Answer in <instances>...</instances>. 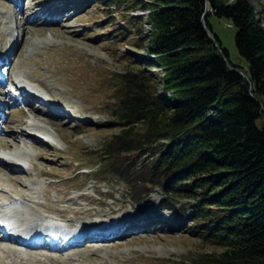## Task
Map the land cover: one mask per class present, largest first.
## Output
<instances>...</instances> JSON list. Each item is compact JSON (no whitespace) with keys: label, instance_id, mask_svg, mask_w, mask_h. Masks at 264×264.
<instances>
[{"label":"trees","instance_id":"obj_1","mask_svg":"<svg viewBox=\"0 0 264 264\" xmlns=\"http://www.w3.org/2000/svg\"><path fill=\"white\" fill-rule=\"evenodd\" d=\"M103 2L147 12L151 56L116 75L111 113L120 130L103 142L98 170L127 181L140 202L159 187L164 196L142 205L145 211L168 209L180 219L189 206L182 229L222 246L171 264H264V26L251 1ZM211 14L238 28L235 44L247 67L230 59ZM143 23L136 14L127 26L140 34ZM149 149L150 163L137 167Z\"/></svg>","mask_w":264,"mask_h":264},{"label":"rangeland","instance_id":"obj_2","mask_svg":"<svg viewBox=\"0 0 264 264\" xmlns=\"http://www.w3.org/2000/svg\"><path fill=\"white\" fill-rule=\"evenodd\" d=\"M42 1L0 0V8L4 10L14 8L12 13L18 8L23 10L26 14L23 15V18L26 17L24 22L28 23L31 22V18H27V16L34 14L36 5ZM46 1L49 0L42 2L45 7H55L60 2V0ZM62 1L66 3H63L65 6L69 7V10L66 11L68 16L80 17L75 21L73 19L68 22L69 26L66 27L61 26L62 20L60 18L46 22L48 25H52L50 28H53L54 34L35 28L26 31L20 38L17 37L14 46L17 45L18 47H15L12 51L10 49V58L3 70L5 75L2 85H0V95L3 96L5 95L3 93H8L7 90L13 83V75L17 71L31 74L33 70L31 67H33L32 65L35 66L36 63V68H40V71H45L50 75V77L41 76V80L49 79V82L45 81L48 86L51 83L58 84V80L52 76L54 73L50 71L51 69L57 70L55 69L57 67L60 73H57L56 77L64 74L66 80L70 83L58 84L55 87L57 91L59 89L63 92V96L68 101L73 103V107L67 108L68 121H65L66 124L59 123V119L64 117L60 118V116L48 114L44 118L51 117L58 121L55 124L57 129L52 130H56L55 132L58 130L64 141L60 140L58 135H55L57 143H47L45 141L39 143L32 140L30 145L26 144L29 141H21L16 145L20 148L13 147V149L22 152L26 157L24 159H28L27 163L32 167L31 173L22 170V177H25L27 183L34 179L38 180L40 191L44 190L47 185H53L48 200L51 204L64 192L67 194L83 193L86 194V197L83 196L79 201L86 205L88 201L93 200V211L100 212L101 207H103V211L114 207L117 208L116 212L107 213V217H116L120 213L122 216H128L129 218L126 221L128 222L127 225H121L124 229L122 232L124 236L112 239L111 244L119 242V246L109 247V244L103 242H93L92 238L90 239L88 238L90 236H88L83 238L80 243H72V246L67 247L66 250L73 249L72 247L77 245L78 250L87 251L90 254L91 252H97L94 251L96 247L102 248L103 252L100 253V256H85L86 259L91 261L86 260V263L74 261L76 264H157L159 262L171 264L174 261L188 262L200 253H219L222 246L211 243L201 235L192 234L182 229L183 226L180 223L189 221V218H187L191 214L189 206L186 207V212L183 213L180 219H178L179 216L175 212L168 209L157 207L152 208L151 211H145L148 207L144 208L142 205H158L162 196H164L162 189L154 187L148 193V197L141 196L142 201L146 202H140L132 197L127 181L107 172L101 173L98 170L100 148L103 142L120 130L111 113L115 102L113 96L115 84L118 82L116 75L135 69L136 61L140 62V66H142L143 57L147 54L145 45L151 29L150 25L145 22L144 14L147 12L142 8L132 10L125 4L121 6L113 4L104 7V0ZM250 1L257 11L259 22H262L264 26V0ZM64 5L61 6L64 7ZM136 14L142 15L144 19L142 33L140 34H136L133 28L127 26L129 17ZM209 21L222 46L227 49L230 59L247 67L246 60L240 55L235 44V33L238 28L230 20L214 14L209 16ZM17 24L18 21L16 20ZM37 24L40 25L41 23L34 22L35 27L39 26ZM47 37L53 39V44L41 48L32 46L33 40ZM38 50L40 55L32 59L31 54ZM49 57L54 59L52 64L44 62ZM23 61L28 62V64L25 65ZM155 72L159 76L161 75V70L156 68ZM34 84L39 87L38 83ZM53 91L57 92L52 89L51 94H47L52 96L55 94ZM9 92L15 95L14 92ZM158 92L165 93L163 83L159 84ZM3 102H5V99ZM14 104L11 102L2 107L3 112L0 110L3 114L0 126L2 130L4 129V132L6 130V132L20 134L21 130L26 127L27 115L18 104H15L16 106ZM77 111H81V115L73 114ZM24 136L29 137L28 133H25ZM6 140L9 141L10 138L7 137ZM24 150H27V152ZM150 152L151 149L142 155L137 167L141 168L145 162L150 163V160H147ZM42 169L54 171L56 174L54 176H40ZM86 171H90V173H86ZM7 172L9 170L2 167L0 173L6 175ZM11 176H14V174ZM99 202H103L104 206H99ZM67 204L69 203L62 202L59 203L58 207L62 210ZM67 217L76 219L72 213H69ZM122 218L115 221L113 225L107 226L111 228L104 229L111 230L119 226V222H123ZM134 219L137 220L131 222ZM85 220L88 222L91 218ZM63 221L67 222L66 220ZM99 221V218H97V222ZM74 223L75 228H77L76 225L79 223L75 220ZM170 223H173V225L168 226ZM3 244L9 245L10 243L5 242ZM106 251L112 252L114 256H108L105 254ZM53 253L58 254L57 252Z\"/></svg>","mask_w":264,"mask_h":264},{"label":"bare ground","instance_id":"obj_3","mask_svg":"<svg viewBox=\"0 0 264 264\" xmlns=\"http://www.w3.org/2000/svg\"><path fill=\"white\" fill-rule=\"evenodd\" d=\"M63 3L65 2H61L60 0V2L55 7H52L56 11V13L52 14H50V11H48L47 7H45L42 3L37 4L36 12L27 16V18H31L33 20L35 19V23H41L45 28L46 26H52L48 25L46 22H50L53 21V19L60 18L62 20V22L60 21L62 23L61 26L66 27L68 25V22L73 19L75 21V19H78L80 16H68L66 11L69 10V7L65 6ZM61 5H64V7ZM13 9L14 8L4 10L3 8H0V59L5 62H8L10 58V49L12 51L15 49V47H18L17 45L14 46L17 38L14 40H10L8 39L10 37L5 34L8 27L11 26V31H14V26H16V19L10 18ZM31 27V23H27L26 28ZM53 42V39L49 37L39 40L36 39L32 41V46L34 48H41L53 44ZM6 46L8 47L4 49V47ZM37 55H40L39 50L34 54H31L32 59L36 58ZM44 62L52 64L54 62V59L52 57H49ZM23 63H25V65L28 64V62L25 61H23ZM36 65H32L33 67H31V69L33 70L31 71V74H25L22 71H18L16 73L22 77L23 86L26 80L32 82L33 85L31 86V93L27 92L26 94H24L23 98L20 99L17 97L15 98L14 96H12V94H10L8 101L16 103V101L19 102V100H24L32 104V107L34 108L35 112H37V115L41 117V119L48 114L55 115L58 117L60 116V118L64 117L65 119H59V123L66 124L65 121H68L67 108H72L73 103L68 101L67 98L63 96L64 94L62 91H60L59 89L57 91V88L55 86L58 84L62 85L63 83L70 82L66 80V76H64V74L56 77V74L60 73V70L55 67V69L57 70L51 69L50 71L54 73L52 76H54L59 83H51V85L48 86L46 82H49V79L41 80L40 77H50V75H48L45 71H40V68H36ZM34 83H38L39 87ZM40 87H42V89L46 92L40 89ZM52 89L57 91H53L56 95L54 94L52 96H49L47 93L52 92ZM7 91L9 92L10 90ZM3 94L6 95V92ZM0 96H2V94ZM4 103L6 102H0V110ZM80 112L81 111L72 113L81 115ZM1 118H3V114L0 111V119ZM48 120L49 121L47 123V126H50V124H56L58 122L51 117H49ZM44 129L48 131V133H52V130L46 128ZM25 133L26 132L24 130H21L20 134H16L10 131L6 132V130L4 132V129L2 130L0 126L1 147L3 149H8L10 152H18V154H21L22 152H19V150L13 149V147L15 148L17 143H20L21 141L32 142V140L39 143H42V141H44L36 136H24ZM58 136L60 140L64 141L60 133L58 134ZM7 137L10 138L9 141L6 140ZM5 153L6 155L8 154L7 152ZM18 154L13 155L12 158L20 161L21 164L25 165V167L20 168L13 160L10 161V159L3 158V156L0 155V171H2V167L9 170V172H7L6 174L7 176L0 173V201H2V203L0 204V226L7 231V233L4 234L5 237L0 239V264H76L74 261L85 262L86 260L89 262L91 260L86 259L85 256H100V253L103 252L101 247H96L94 251L97 252H91L90 254L87 253V251L78 250L77 245L73 246V249L70 248V250H66L68 245H71L75 242L80 243L83 238L88 236H90L88 238H92L91 240L93 242H103L109 244V247H112L113 245L116 247L119 246V242H116L115 244H111V242H113V238H120L124 236L122 233L124 229L121 225L128 224V222H126L127 219H129L128 216H122L119 213V215L116 217H107V213L116 212L117 208L114 207H110L106 211H103V207H101V209L100 207H98L100 209V212L93 211V200L88 201L86 205L82 204L81 201H79L83 196L86 197V194L83 193L67 194L64 192L55 199L53 204H51V202L48 200L49 193L53 188V185H47L44 190L40 191L38 189V180L34 179L30 183H27L25 181V177H22V172L28 171L29 173H31L32 167L29 166V163H27L28 159H20L18 158ZM12 174H14V176H11ZM55 174L56 172L54 171L42 169L39 175L54 176ZM3 199L7 202L5 203ZM62 202L69 204H67V206L61 210L58 205ZM17 204L21 205L18 206ZM24 204L29 205L30 208L33 209V212L26 211V209L24 208ZM71 204L76 205L77 207L75 208ZM98 205L104 206V203L99 202ZM69 213H72L76 219H73V217H67ZM86 218H91V220L87 222L85 220ZM97 218H99V222H97ZM121 218L123 219V222H119V226L115 228L113 227L114 229L111 230L104 229L111 228L107 226L113 225L115 221H118ZM58 219L67 221V224L65 226H62V229L66 230L65 233H63L62 229L57 226ZM74 220L79 223L78 225H76L77 228H75ZM136 220L134 219L131 222ZM71 229L73 230L72 233H70ZM48 231H51L50 233H52L54 236L53 243L50 242L48 236L43 235ZM5 242H9L11 244H3ZM22 245L25 246V249H23L24 247ZM53 252H57L58 254H54ZM105 254H107L108 256H114L112 252L109 253L108 251H106Z\"/></svg>","mask_w":264,"mask_h":264},{"label":"water","instance_id":"obj_4","mask_svg":"<svg viewBox=\"0 0 264 264\" xmlns=\"http://www.w3.org/2000/svg\"><path fill=\"white\" fill-rule=\"evenodd\" d=\"M210 8H209V3L207 2L206 3V8H205V12H204V15H203V19H205V17L207 16L208 12H209ZM207 28V27H206ZM209 34L212 36V38L215 40L214 36L212 35L211 31L209 28H207Z\"/></svg>","mask_w":264,"mask_h":264}]
</instances>
